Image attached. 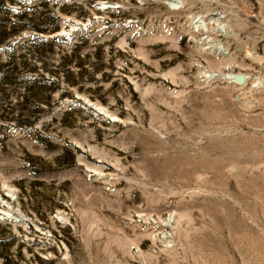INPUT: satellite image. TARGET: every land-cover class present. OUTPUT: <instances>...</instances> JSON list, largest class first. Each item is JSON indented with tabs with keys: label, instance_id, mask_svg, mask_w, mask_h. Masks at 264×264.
I'll use <instances>...</instances> for the list:
<instances>
[{
	"label": "rangeland",
	"instance_id": "obj_1",
	"mask_svg": "<svg viewBox=\"0 0 264 264\" xmlns=\"http://www.w3.org/2000/svg\"><path fill=\"white\" fill-rule=\"evenodd\" d=\"M0 264H264V0H0Z\"/></svg>",
	"mask_w": 264,
	"mask_h": 264
},
{
	"label": "trees",
	"instance_id": "obj_2",
	"mask_svg": "<svg viewBox=\"0 0 264 264\" xmlns=\"http://www.w3.org/2000/svg\"><path fill=\"white\" fill-rule=\"evenodd\" d=\"M35 37V36H34Z\"/></svg>",
	"mask_w": 264,
	"mask_h": 264
}]
</instances>
